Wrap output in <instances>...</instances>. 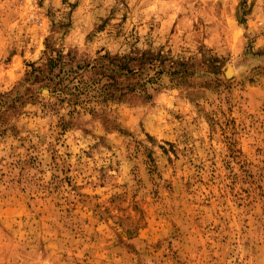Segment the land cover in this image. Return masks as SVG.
Here are the masks:
<instances>
[{
    "label": "rangeland",
    "instance_id": "obj_1",
    "mask_svg": "<svg viewBox=\"0 0 264 264\" xmlns=\"http://www.w3.org/2000/svg\"><path fill=\"white\" fill-rule=\"evenodd\" d=\"M0 264H264V0H0Z\"/></svg>",
    "mask_w": 264,
    "mask_h": 264
},
{
    "label": "trees",
    "instance_id": "obj_2",
    "mask_svg": "<svg viewBox=\"0 0 264 264\" xmlns=\"http://www.w3.org/2000/svg\"><path fill=\"white\" fill-rule=\"evenodd\" d=\"M67 58L65 56H61L59 59L51 60L48 68H49V73L48 75H45V79L48 81L47 85L48 86H53L54 85V90L59 92V96L61 97V101H66L68 100L70 103L73 105H78L80 102L83 100V95L88 96L89 95V90H94L98 91L97 88H90L92 86L90 83H87L84 79V74L80 73L79 70H81L82 66H79L77 69H70L69 72L65 70V66L68 65V62L66 61ZM128 69L127 71L129 73L134 72L130 67H129V61L122 66L121 69ZM35 70L40 71V73H44L41 71L42 69L38 70L36 68ZM58 71V72H57ZM45 74V73H44ZM39 76V75H37ZM80 76V77H79ZM109 77V75H106ZM76 78H81L79 79V85L73 84L74 80ZM110 79H113L110 84H107L103 87H106L107 89H112L110 97L116 99L118 97L117 91L122 90L120 95H127L129 92H135L136 89L131 87L128 88V92H125L124 89L119 87V84L117 83V80L113 77H109ZM83 84L81 85L80 84ZM73 84V85H72ZM116 90V91H115ZM110 92V91H109ZM107 92V93H109ZM106 93V94H107ZM105 94V91L103 90V93Z\"/></svg>",
    "mask_w": 264,
    "mask_h": 264
},
{
    "label": "bare ground",
    "instance_id": "obj_3",
    "mask_svg": "<svg viewBox=\"0 0 264 264\" xmlns=\"http://www.w3.org/2000/svg\"><path fill=\"white\" fill-rule=\"evenodd\" d=\"M228 73H229V74L232 73V68H229Z\"/></svg>",
    "mask_w": 264,
    "mask_h": 264
}]
</instances>
